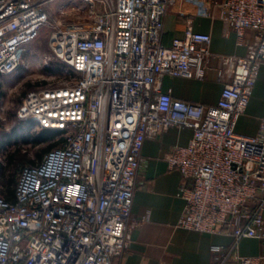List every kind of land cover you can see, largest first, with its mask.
<instances>
[{"label":"built area","instance_id":"built-area-1","mask_svg":"<svg viewBox=\"0 0 264 264\" xmlns=\"http://www.w3.org/2000/svg\"><path fill=\"white\" fill-rule=\"evenodd\" d=\"M55 0H0V77L13 75L51 15ZM85 17L56 26L49 45L65 65L61 86L29 92L17 118L61 133V144L21 169L14 201L0 196V264H114L130 245L141 153L171 128L193 132L166 155L188 182L178 227L226 233L237 244L264 231V122L256 136L236 133L264 66V0H83ZM247 41L245 57H223L228 75L215 106L161 90L164 76L203 80L211 37L192 18L214 11ZM169 11L186 18L182 39L162 43ZM220 254L221 264H264V255Z\"/></svg>","mask_w":264,"mask_h":264},{"label":"crops","instance_id":"crops-1","mask_svg":"<svg viewBox=\"0 0 264 264\" xmlns=\"http://www.w3.org/2000/svg\"><path fill=\"white\" fill-rule=\"evenodd\" d=\"M192 28L196 33L210 35L212 58L203 80L164 76L161 90L174 98L203 105H217L224 86L231 81L228 75H218L223 57H245L244 43L214 11L212 17L192 18ZM187 20L173 11L164 19L162 43L169 46L175 39H182ZM264 122V66L261 67L254 90L245 113L236 125V133L256 136ZM193 136L190 129L171 128L157 139L144 143L140 167L136 179V189L130 222V245L124 255L114 264H221L220 254L224 253L257 257L264 255V231L262 238L243 239L236 246L235 238L226 233L202 234L178 227L185 210V201L179 196L188 182L178 170L171 169L166 155L177 146H187ZM226 264H237L235 258Z\"/></svg>","mask_w":264,"mask_h":264},{"label":"rangeland","instance_id":"rangeland-1","mask_svg":"<svg viewBox=\"0 0 264 264\" xmlns=\"http://www.w3.org/2000/svg\"><path fill=\"white\" fill-rule=\"evenodd\" d=\"M83 6V0H55L47 3L43 8L51 15L50 24L43 27L34 44L24 52L18 71L0 77V193L14 189L7 182L14 177L18 179L22 168L39 163L41 160L38 155L44 149L61 144L63 137L57 135L34 146L33 139L41 130L31 121L19 120L17 110L32 90L61 86L66 79L63 63L55 59L46 62V58L51 56L49 40L56 26H67L82 20L87 12V8L79 12ZM22 137H27L28 142L25 143ZM14 153H17L18 159L15 165L9 167L8 157Z\"/></svg>","mask_w":264,"mask_h":264},{"label":"trees","instance_id":"trees-1","mask_svg":"<svg viewBox=\"0 0 264 264\" xmlns=\"http://www.w3.org/2000/svg\"><path fill=\"white\" fill-rule=\"evenodd\" d=\"M57 135H61V133H59L57 131H53V130H41V132L36 137H34L33 144H34V146L35 145H38L39 143L44 142V141H47V140H49V139H51V138H53V137H55ZM22 139H23V137H22ZM23 141L25 143H27L28 142L27 137H24ZM55 147H58V146H56V145H50L48 148L44 149L38 155L39 156V159L42 160L43 154L44 155L47 154L48 152H50L51 150H53V148L55 149ZM17 159H18L17 158V153L11 154L8 157L9 167L15 165ZM18 179H19V177H18ZM18 179H15V177H14L13 180H9L7 182L8 186L14 187V189H12V190L8 189L7 192H1L0 193V196H2L3 198H5L8 201H14V199H15V188H16V185L18 183Z\"/></svg>","mask_w":264,"mask_h":264}]
</instances>
